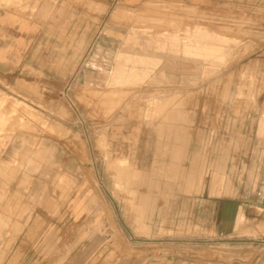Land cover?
<instances>
[{
    "label": "rangeland",
    "instance_id": "1",
    "mask_svg": "<svg viewBox=\"0 0 264 264\" xmlns=\"http://www.w3.org/2000/svg\"><path fill=\"white\" fill-rule=\"evenodd\" d=\"M64 1L0 0V9L46 21ZM110 1L113 8L107 20L115 24L107 23L66 84H46L36 97H20L0 79V189L4 191L0 217L8 223L18 215L31 217L19 236L12 234L11 226L1 236L0 264H181L180 256L185 257L182 264L199 260L234 264L238 247L264 246V9L260 8L264 0L261 6L250 0L249 7L242 6V0L206 1L201 10L184 1ZM213 43L217 45L212 61L199 57L197 49ZM163 58L182 61L183 72L192 70L186 73L192 78L186 76L180 93L171 94L157 78ZM132 99L148 106L150 119L165 122L175 115L181 126L185 120L189 139L193 133L201 139L197 154L204 164L198 166L193 158L190 166L170 168L175 173L163 174L160 169L169 168L159 165L153 173L142 174L132 172L129 161L104 151L102 157L91 159L100 173L90 182L99 185L106 204L99 206L97 196H92L93 204L81 213L84 220L75 222L72 195L83 197L93 191L84 188L89 186L86 180L60 172L48 148L50 138L63 144L78 140L73 133L80 131L72 123H80L82 107L101 105L112 113ZM173 101L186 109L167 111V103ZM162 127L166 129L154 126V131L160 135ZM100 138L106 150L103 133ZM210 156L212 167L215 162L223 164L226 186L211 188V181L203 182L208 175L204 171L212 169ZM189 177L195 182L190 187L185 186ZM143 182L154 186L150 190L154 204H131L141 196L132 187ZM174 184L182 188L159 189ZM169 196L208 204L173 207L183 213L174 223L178 231L168 237L159 201ZM235 210L242 213L239 222L233 219ZM98 215L106 217L101 230L105 237L99 245L107 252H72L97 241L89 237L88 243L83 235L84 226L92 230L97 225ZM35 221L39 232L28 240L27 231ZM33 249L37 252L24 251Z\"/></svg>",
    "mask_w": 264,
    "mask_h": 264
},
{
    "label": "crops",
    "instance_id": "2",
    "mask_svg": "<svg viewBox=\"0 0 264 264\" xmlns=\"http://www.w3.org/2000/svg\"><path fill=\"white\" fill-rule=\"evenodd\" d=\"M170 1L192 2L194 3V8L201 10L206 7L203 3L208 1L212 4L214 0ZM90 2H93L94 5H90ZM251 3L250 0H242V6L249 7L252 6ZM256 3H260L261 6L262 1L257 0ZM110 5V0H65L64 3H60L57 6L55 15L51 14L46 21H41V18L26 17L15 10L0 9V79L8 83L13 93L20 97H36L41 87L46 84H54L56 87L66 84L76 74L83 58L87 55L94 42L100 39V32L110 22L107 20V15L113 8ZM210 8L212 7L210 6ZM260 8L264 9V7ZM110 24L114 25L115 23L110 22ZM216 45L217 43H213L207 44L201 49L198 48L199 57H205L209 62L212 61V56H214L215 52L213 47ZM162 61L161 70L157 78L163 79V88H168L171 94L180 93L184 90L182 88L184 86L183 81L187 77L192 78L190 74L187 75L186 73L192 70L181 71L182 61H179V59L163 58ZM189 89L190 91L194 90L192 85ZM213 92L214 90L210 88L209 93L212 94ZM124 105H120L112 113L101 105L82 107L83 114L79 121L80 123L77 124L76 121L72 123L80 131L78 135L73 133V136H77L78 140L73 139V141L63 144L50 138L48 148L51 150L53 161L60 172L72 176L77 181L86 180L89 186L86 187L88 184H85L84 188L93 191L92 195H85L86 197H82L77 192L72 195L71 213L75 222L84 220V215L81 213L87 206L93 204L92 196H97V204L99 206L106 204V198L102 195L99 185L95 187L93 182H90V180H93L94 175L100 173L99 168L92 164L91 159L102 157L104 151L114 159L129 161V164L134 168L132 172L135 170L142 174L153 173L154 166L157 167L159 165L163 168H169L160 169L159 172L163 174L175 173L176 171H172L170 168H173L176 164L179 167L190 166L193 158L198 166L204 164L201 154H197L202 150L200 148L201 139H196L195 133L189 139L185 120H183V126L178 121L180 117L176 118L175 115H170L168 121L165 122L157 121L154 118H151L154 120L151 121L148 118L149 115H152L149 113L148 106L138 99H132ZM165 109L167 111L173 109L185 110L186 105L178 107L177 102L173 101L167 103ZM188 109L191 108L188 107ZM162 125L166 129L163 130L162 127L159 135L156 130L154 131V126ZM150 126H153V129H150ZM102 133L104 134L103 144H105L106 150H102L100 145ZM211 159L212 156H210V167H212ZM204 172H208V175L204 179L201 177V179L204 183H210L211 181L213 184L211 188H216L218 185L226 186L229 183L225 178L223 164L220 162H215L212 169ZM150 183L143 182L141 184L144 185L132 187V189L139 191L141 196L137 197V201L131 204H154L155 194L150 192V190L154 189V186H151ZM185 183V186L190 187L195 182L193 178L189 177ZM180 188L182 187L175 184L174 186L159 187V189L167 190ZM3 198L4 191L0 189V203H2ZM160 200V204L159 202L158 204L164 207L160 220L164 222L168 237L171 236L170 232L175 234L178 231L174 223L181 219V214L183 213V211L180 212L179 208L175 210L173 207L192 204L202 208L206 206L205 204H208L204 200L187 203L184 201L185 199H176L173 196ZM98 216L97 225L92 227V230H89L90 226H84L86 231L85 235H83L85 239H88V243H90L89 237H96L97 245H92L96 243L93 242L91 245H83L76 251L71 250L72 252L91 254L107 252L106 246L99 245L100 239L105 237L101 230L106 224V217L104 215ZM241 217L242 213L239 210H235L234 221H241ZM72 218L71 220H73ZM5 219L0 217V238L10 226L12 234L19 236L30 225L31 217L18 215L13 220L9 219L12 223H8ZM130 220L134 221L136 219L131 216ZM92 221L95 220L92 219ZM116 221L120 220L116 219ZM170 223L175 226H171ZM38 228V221H35L27 231L26 237L28 240L37 237ZM213 230L211 229V231ZM46 240L49 241L48 236H46ZM238 248V251H236L238 256L235 258L234 264H264V246L260 244L242 245ZM19 249L21 250V246H19ZM8 250L7 246L4 250V255ZM24 251L36 253L37 249ZM174 254L175 251L171 252L169 256ZM178 261L181 264L184 263L185 257L180 256ZM6 264L40 263L8 261ZM194 264H218V262L217 260L211 262L199 260L194 262Z\"/></svg>",
    "mask_w": 264,
    "mask_h": 264
},
{
    "label": "bare ground",
    "instance_id": "3",
    "mask_svg": "<svg viewBox=\"0 0 264 264\" xmlns=\"http://www.w3.org/2000/svg\"><path fill=\"white\" fill-rule=\"evenodd\" d=\"M0 103L2 104V99H0ZM0 225H1V222H0Z\"/></svg>",
    "mask_w": 264,
    "mask_h": 264
}]
</instances>
